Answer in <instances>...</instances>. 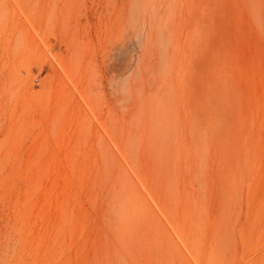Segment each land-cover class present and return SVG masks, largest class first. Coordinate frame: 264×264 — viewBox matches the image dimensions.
Segmentation results:
<instances>
[{"label":"rangeland","instance_id":"obj_1","mask_svg":"<svg viewBox=\"0 0 264 264\" xmlns=\"http://www.w3.org/2000/svg\"><path fill=\"white\" fill-rule=\"evenodd\" d=\"M0 264H264V0H0Z\"/></svg>","mask_w":264,"mask_h":264}]
</instances>
